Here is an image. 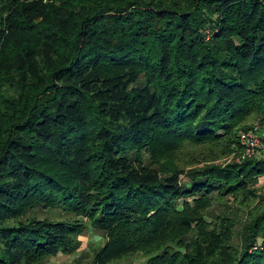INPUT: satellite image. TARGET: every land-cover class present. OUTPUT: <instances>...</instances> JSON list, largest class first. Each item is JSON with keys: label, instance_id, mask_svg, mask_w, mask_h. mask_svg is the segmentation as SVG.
Segmentation results:
<instances>
[{"label": "trees", "instance_id": "obj_1", "mask_svg": "<svg viewBox=\"0 0 264 264\" xmlns=\"http://www.w3.org/2000/svg\"><path fill=\"white\" fill-rule=\"evenodd\" d=\"M255 119L264 0H0V264H264Z\"/></svg>", "mask_w": 264, "mask_h": 264}, {"label": "rangeland", "instance_id": "obj_2", "mask_svg": "<svg viewBox=\"0 0 264 264\" xmlns=\"http://www.w3.org/2000/svg\"><path fill=\"white\" fill-rule=\"evenodd\" d=\"M256 125L259 126L260 129L262 130L263 126L260 120L255 119L253 120L252 124L248 129H241L240 131L249 130ZM238 138H239V133H238ZM242 150L243 147L240 143V149L238 152H231L227 156L217 160L216 163L225 165L230 162H240L245 159L241 157ZM262 154H263V149L260 151L258 157H262L261 156ZM256 187H260L261 193L264 195V175L259 176ZM230 202H232L231 199ZM214 204L215 206L213 209L214 211L218 212L219 208L218 206H216L217 203ZM37 212L40 218H43L44 216L47 215L46 210L41 207L37 208ZM104 242H105V237L102 232L95 231L93 229L85 230L81 235L78 236V245L74 250H72L70 253L67 254L60 252L56 256H51L47 259L46 264H88L94 255L95 248L104 244ZM143 262H144V258L140 254H136L134 257L129 259L127 263L141 264Z\"/></svg>", "mask_w": 264, "mask_h": 264}, {"label": "built area", "instance_id": "obj_3", "mask_svg": "<svg viewBox=\"0 0 264 264\" xmlns=\"http://www.w3.org/2000/svg\"><path fill=\"white\" fill-rule=\"evenodd\" d=\"M239 140L243 147L241 155L243 159L258 156L260 148L264 146L262 141V132L260 127L257 125L249 130L240 131Z\"/></svg>", "mask_w": 264, "mask_h": 264}]
</instances>
